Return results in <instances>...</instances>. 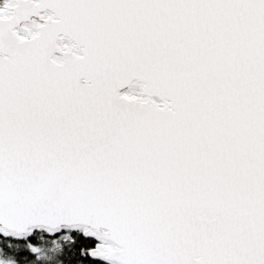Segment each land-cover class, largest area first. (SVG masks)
Here are the masks:
<instances>
[{
    "label": "snow or ice",
    "instance_id": "snow-or-ice-1",
    "mask_svg": "<svg viewBox=\"0 0 264 264\" xmlns=\"http://www.w3.org/2000/svg\"><path fill=\"white\" fill-rule=\"evenodd\" d=\"M45 261L264 264V0H0V264Z\"/></svg>",
    "mask_w": 264,
    "mask_h": 264
},
{
    "label": "trees",
    "instance_id": "trees-1",
    "mask_svg": "<svg viewBox=\"0 0 264 264\" xmlns=\"http://www.w3.org/2000/svg\"><path fill=\"white\" fill-rule=\"evenodd\" d=\"M39 244H40V247L45 250V252L47 253V255L50 256L52 258V261L54 262L55 259H56V257L59 254V250L57 249L56 251H53L54 246L47 239H41L39 241ZM44 264H50V262L45 261Z\"/></svg>",
    "mask_w": 264,
    "mask_h": 264
}]
</instances>
